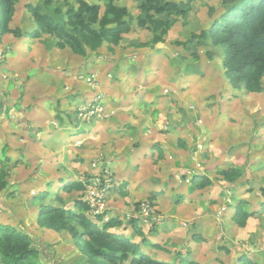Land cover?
Wrapping results in <instances>:
<instances>
[{
	"label": "rangeland",
	"instance_id": "rangeland-1",
	"mask_svg": "<svg viewBox=\"0 0 264 264\" xmlns=\"http://www.w3.org/2000/svg\"><path fill=\"white\" fill-rule=\"evenodd\" d=\"M86 1L98 5L100 17L104 15L107 2ZM170 1H190V8L182 14H158L146 8L143 0H114L116 6L127 9L126 19L131 24V31L125 33L118 44L104 41L98 49L88 50L86 55L77 54L82 61L87 60V55H94L90 59L94 70L75 76L79 83L89 87L87 91L79 89L77 93L81 94L72 95L71 85L59 80L57 72H46L45 66L51 68L59 59L67 63L74 52L69 46L58 47V39L54 35L33 37L36 22L28 6H40L44 13L62 21L67 20L70 10H78L79 3L76 0H16V11L10 23L15 32L6 34L0 42V106H4L3 109L0 107V160L10 158L5 184L0 187V223L15 226L32 237L39 250L36 264H96L82 253L69 229L54 230L40 226L38 212L46 204L73 207L75 201L82 198L83 189L63 190V182L67 184L68 178L79 180L98 174L102 163L111 166L118 185L122 186L124 176L129 178L128 170L136 164L140 173L148 179L146 185L136 181L125 194L114 190L107 198V213L121 217L130 228L133 222L128 215H139L140 202L149 197L147 188L156 183V187L165 190V195L153 202L159 225L153 219H135L143 228L142 235L154 238V242L159 240L169 250L166 252L144 245L147 254L173 260L176 252H192L198 264H237L236 254L244 252L264 264V212L248 220L244 226L237 225L232 219L234 205L239 201L233 199L240 197L247 210L259 209L264 200L257 190H250L247 186V181L258 180L264 187V152L255 154L261 159L256 166L247 163L246 172L236 179L241 183L234 184L224 180L220 170L232 164L227 161L232 160L235 153H213L205 147L201 149L195 141L198 137H192L194 143L188 147L182 139L169 133L170 126L175 125L172 117L176 111L170 112V108L175 109L173 103L191 95L193 98L186 111L189 107L194 110L201 108L202 103L193 95L197 92V96H209L212 101L213 105L207 111L211 110L210 119H215L216 127L221 123L224 131L246 130L248 136L240 142L257 141L259 147L264 148V117L258 114L250 117L248 112L243 122L225 113L223 117V106L245 110L252 107L255 100L248 98L243 87H229L223 66V48L214 45L211 38L201 36L232 3L230 0H159L162 5ZM84 16L89 18L88 13ZM94 27L99 29L98 24ZM67 28L74 33L73 27L68 25ZM32 66H40L43 73L34 77V70L29 68ZM90 75L95 76L91 84L87 80ZM54 81L57 83L56 90L54 96L49 97L51 94L47 89ZM103 81H106L104 88ZM89 93L91 96L86 97ZM97 93L104 95L109 116L84 122L78 117L81 103L74 104V101H88ZM40 96L46 101L51 99L58 103L57 108L53 110L43 102L41 110L37 106ZM125 96L128 100L123 101L124 109L114 105L109 107V99L121 101ZM152 99L154 101H149ZM155 101L156 104H153ZM159 101H162L161 104ZM184 107H177V110L184 113ZM33 108L35 110L31 113ZM124 115L128 124L123 121ZM223 118H226L225 121ZM119 119L129 130L125 132L129 137L119 132L122 126H116ZM30 120H40L38 126L32 125L34 131H27ZM76 129L74 134H70ZM209 129L212 134L215 133L211 127ZM255 130L260 131L255 133ZM23 133H28V137H24ZM48 135L51 136L49 139ZM74 135H81L80 143L76 139L70 140ZM151 141L163 146L164 157H160L157 150L151 153L155 149L149 146ZM212 141L206 138L201 144L206 146ZM141 144L148 147L139 148ZM195 145L197 148H194ZM120 151L126 153L121 154ZM248 154L237 153L235 160L244 163ZM176 162L178 165H175ZM199 170L210 172V178L221 188L206 187L204 191L198 189L196 195H192L184 182ZM153 171L155 173L152 174ZM179 175L181 179H178ZM43 192L50 198L41 200L38 195ZM186 194L189 197L178 204L177 200ZM209 194L217 195L215 206L210 204ZM220 206L221 209H218ZM216 211L220 221L216 219ZM206 214L214 216L213 227H210L214 230L204 235L198 231L205 229ZM71 224L79 230L83 229L78 222ZM118 230L121 229H115L116 232ZM128 233L132 234L133 240L141 242V235L134 233V229ZM196 233L203 236V240H194Z\"/></svg>",
	"mask_w": 264,
	"mask_h": 264
},
{
	"label": "trees",
	"instance_id": "trees-1",
	"mask_svg": "<svg viewBox=\"0 0 264 264\" xmlns=\"http://www.w3.org/2000/svg\"><path fill=\"white\" fill-rule=\"evenodd\" d=\"M76 1L79 3L78 10H70L67 20L62 21L44 13L40 6L29 5L28 10L36 22L33 37H40L42 34L54 35L58 39V47L69 46L74 53L86 55L88 50L98 49L104 41L118 44L123 35L131 31V24L126 19L127 9L116 6L114 0H103L107 2V6L102 17L98 5H92L86 0ZM230 1L232 6L201 36L211 38L214 45L223 48L225 75L233 88L243 87L247 92L264 93V0ZM143 3L146 8L158 14H182L189 10L191 2L170 1L162 5L159 0H143ZM15 11L16 0H0V42L6 34L15 32L10 26ZM85 13H88V19L85 18ZM94 24H98L99 29L95 28ZM68 25L74 28V33L68 30ZM156 148L159 150V156L163 157L161 147L156 145ZM9 160L8 157L0 160V187L5 184ZM220 174L227 182L235 183L236 179L241 177L242 171L229 164ZM65 183L67 184L63 182L61 187L63 190H84L80 180L70 179ZM192 183L191 190L213 184L207 175L193 178ZM115 190L124 193L123 185H119ZM260 192L264 196V187ZM162 193L152 192L148 199L154 202ZM38 197L45 200L50 198V195L43 192L39 193ZM244 203L239 199L237 205H234L232 216L234 223L240 226L246 225L251 217L259 215V211L247 210ZM87 213L88 207L82 199L75 201L73 207L46 204L38 212V224L54 230L69 229L82 253L90 258V262L96 264H198L179 252L174 253L173 260L154 258L147 254L144 245L166 252L168 248L159 240L154 242V238L142 235L143 228L135 219L130 221L133 222L134 233L141 235V242L126 234L125 230L129 225L124 224L121 217L116 216L107 222H100L92 220ZM72 222H78L83 229L79 230L71 224ZM116 228H123V232H116ZM38 253L39 250L29 234L15 226L0 223L1 264H36ZM236 263L261 264L244 253L236 255Z\"/></svg>",
	"mask_w": 264,
	"mask_h": 264
},
{
	"label": "crops",
	"instance_id": "crops-1",
	"mask_svg": "<svg viewBox=\"0 0 264 264\" xmlns=\"http://www.w3.org/2000/svg\"><path fill=\"white\" fill-rule=\"evenodd\" d=\"M91 57H94V55H87L86 56L87 60L82 61L81 57L79 55L71 53L69 62L64 63L63 60H60L58 58L59 60H57L51 68H47L45 66V68H46L45 71L48 72V73H51L50 71L57 72V74L60 77L59 80L67 81L65 83L66 84L69 83L71 85L70 89L73 90V91H71L72 95L81 94L80 92L77 93V91L79 89H85L87 91L88 90L87 88L89 86L86 87L85 85L79 83V81L75 78V76H79V74H85L86 75V74H88V72L94 70V66L92 65V63H90L91 62L90 61ZM29 68L34 70V74H33L34 77L36 75L40 74V72L43 73L42 72V68H40V66H38L36 68L32 66V67H29ZM62 70H66V71L62 72ZM36 71H38L39 73H36ZM39 80H40V78H39ZM104 80H107V79H104ZM102 83H103L102 84L103 85L102 88H104L106 81H103ZM54 84H55V86H54ZM56 84L57 83L54 81V82H52L51 85H49L50 88L48 87V89H47L50 92V94H51L49 97H52V95L54 96V93H55V90H56ZM229 87H232V86L230 85ZM115 88H117V87H115ZM232 89H234V88H232ZM91 90H92V92L94 91L93 88H91ZM103 91H104V89H103ZM90 93H89V95H86V97L91 96ZM196 93H193V95L195 96L197 101L199 99L200 102L202 103L201 108H198L196 110H194L193 107H189L188 110L186 111V106L190 104L189 101L193 98V96H191V95L190 96L189 95H185L183 98H179L175 102H174V100H171L172 102H174L173 105H174L175 109L174 108H170V112H173L175 110L176 113H174V118L172 117V121L175 122V125L170 126V128H169L170 132L169 133L175 135L176 137H178L179 140L182 139L184 142H186V145L188 147H191L192 142L194 143V139L192 140V137H198V140H197V138L195 139V141L197 143V146L199 148H201V149H202V147H205V149H209L213 153L221 152V153L225 154L226 152H229V151H232L235 154L240 153V152L249 153L248 154L249 157L246 160V162H244V163H238L235 160V157H236L235 154L232 156V160H230V161L228 160L227 161V163H232V165H235L236 167L241 169L242 174H244V172H246V170H247V168H246V167H248L247 163L250 166H256V163L261 158H257V156H255V154L256 153H263L264 152V148H260L259 147L260 144H258L257 141L251 142V141L243 140L245 142H240L242 138L246 139V137L248 136V132H246V130H242L241 128H238V129H236V131H232V132L224 131L225 128H221L222 127L221 123L216 127L215 119H213L212 121L210 119V117L212 115L211 110L207 111L208 108L211 105H213L212 101L208 98L209 96H202V95L201 96H197ZM246 95H248V98L251 99L252 101L255 100L253 102L254 103L253 104L254 107L252 106L250 108H247V109H245L246 110L245 111L243 109L242 110H239V109L233 110V109H229V106H223L222 110H221L222 113H223L222 114L223 117H224V113H225V114L229 115L230 118L235 119L238 122H243L244 118L246 117L245 115L247 114L246 112L249 113L248 115L250 117H252L253 114H255V115L258 114L259 117H260V115L262 117H264V93L263 92H247ZM38 100H39V105H37V106L41 110H42V107H41L42 105L41 104H43V102H44V104H49V107L52 108L53 110H55V108H57L58 103L53 102L51 99L50 100L47 99V101H46L43 96H40L38 98ZM80 100H82V99H80ZM127 100H128V96H125V99L121 100V101H118V100L117 101H115V100L113 101L112 99H109L108 100L109 107L114 105V106H117L118 108L121 106V108L124 109V107H123L124 106V102L123 101H127ZM149 101H154V99L149 100ZM76 102L78 104L82 103V101L76 100V101H74V104H76ZM161 102L162 101H159L158 103L161 104ZM153 104H156V101L153 102ZM182 105L185 106L183 108L184 111H185L184 113H181L179 110H177V107L180 108V107H182ZM247 105H250V103H248ZM0 107H2V106H0ZM15 107L16 106H14V109H15ZM3 108H4V106L1 109H3ZM34 110H35L34 108L32 110H30L31 113L34 112ZM9 111L10 112L12 111L11 108L9 109ZM208 116H209V118H208ZM46 117H48V116L46 115ZM52 118H50V119H52ZM30 119H34V118H30ZM223 119H224L223 121H225L226 118H223ZM127 120H128V118L124 115L123 116V121H125L126 124H128ZM205 120H206V122H205ZM30 121H31L30 122V127L27 129V131H34L35 129L33 128L32 125H37L38 126V123H39L40 120H30ZM123 124L124 123L120 120L119 124H117L116 126H121L122 125L121 128H119V132H122L125 136L129 137L125 133V132H127L129 130L127 128H125ZM40 125L41 124H39V126ZM146 125H149V124L147 123ZM210 127H211V130L215 131V133L212 134V132L209 129ZM82 129L85 130L86 128H82ZM75 131H77V129L73 130L72 132H70V134H74ZM258 131H260V130H255L254 132L256 133ZM42 132L43 133H48L47 131H42ZM22 135L24 137H28L29 134L28 133H23ZM35 136L36 135H33V137H35ZM211 136L214 137L215 139L211 138ZM46 137H47V139H49V137H51V136L48 135ZM79 137H81V135H74V137H71L70 140L71 139L79 140L80 139ZM206 138L207 139H209V138L213 139V141L210 144H207L206 146H204L201 143ZM154 143L155 142L151 141L150 144H149V146L155 148L154 151L151 152V153H156V150H157L158 151V155H159V150L156 148V145H158V146L161 147L162 152H163V157H164L165 156V150L163 149V146L161 144H159V143H157V144L156 143L154 144ZM197 146L195 145L194 148H197ZM146 147H148V145L141 144L139 148H146ZM197 150L199 151V149H197ZM120 153L123 154V153H126V152H121L120 151ZM250 153H252V155ZM121 154H119V155H121ZM132 156H133V154H132ZM263 162H264V157H263ZM136 165L132 166V168L128 170L130 172L129 178H127L126 176L123 177L124 180L122 181V185H123L124 194L126 193V190L130 189L131 185L134 184L136 181H138L142 185H146L148 183V179L144 175H142L140 173L139 168H138L139 166H136ZM175 165H178V162H176ZM262 167H264V164L262 165ZM224 168L225 167H223L222 169H224ZM251 172L253 173V175H255V173H256V172L253 171L252 168H251ZM122 173H124V172H122ZM153 173H155V172L153 171L152 174ZM123 175H126V174H123ZM201 175H207V176L210 175L209 178L211 177L210 172H208V173L200 172V170H199V171H196L190 179H188L186 182H184L186 184V186L188 187L187 189L190 192H193L192 195H196L195 191L198 190V189H200L201 191H204L206 189V187L197 188V189H194V190L190 189L191 185L193 184L192 183L193 178L201 176ZM177 177H178V179H181L180 175L177 176ZM70 179L71 178H68V180H70ZM172 179H174V178H172ZM210 179L212 180L213 184L211 186H207V187H210V189H212L213 187L214 188H221L220 185H217V184L214 183L213 178H210ZM254 179H258V178H254ZM68 180H66V181H68ZM79 180L83 183L84 179L81 178ZM239 181L238 182L236 181L234 184L241 183ZM257 181L258 180H254V181L253 180H249V181H247V186H248L249 189L254 187L255 190H257L258 193L262 195V193L260 192L259 189H261L263 186H260L259 182H257ZM166 183H168V182H166ZM166 183H164V184H166ZM180 183H182V182H180ZM153 184H155V185H153V187L147 188L146 194H148V196H149L152 192L161 191L163 193L158 198L163 197L165 195V190L163 188H161V187H158V186L156 187V183H153ZM252 184L259 185L260 187L258 188L257 186H252ZM177 192H178V190H177ZM180 194H182V193H180ZM180 194H178V196ZM188 197H189V194L188 195L186 194L182 198L181 197L179 199L177 198L178 199L177 201H179L178 204H182L186 200L185 198H188ZM208 197H209L208 199H209L210 204L212 206L213 205L215 206L216 204L214 203V201H217V199H218L217 195L209 194ZM239 199H240V197H237V198L233 199V201H236V200H239ZM206 206H207L206 209H208V207H209L208 203L206 204ZM263 206H264V200L260 203L259 209H253V210H249V211H259V215L258 216H261V214L264 212V207ZM218 209H221V206L218 207ZM215 216H216V219L218 221H220V219H219L220 216H219V212L218 211H216V215ZM204 217L206 219V221H205L206 222L205 229L203 231H198V233L199 232L200 233H204V235H205V234H208L209 232H213V230H214L213 228H210V227H213L212 226L213 225L212 221L214 219L213 218L214 216L206 214V215H204ZM251 218H256V217H251ZM119 229H121V230H118V231L123 232V230H122L123 228H119ZM131 229H133V227L130 228L128 226L126 228V230H125L126 234L129 235V236H132V234L128 233V231L131 230ZM193 237H194V240H197V241L203 240V238H204L203 236L201 237L199 234H197V235H195ZM242 253H244V252H242ZM244 254H248V253H244ZM183 255L189 257L191 260H194L193 256H192V252H190V253L187 252V253H184ZM250 257L252 258V256H250ZM254 261H256V260H254ZM257 262H259V261H257ZM259 263H261V262H259Z\"/></svg>",
	"mask_w": 264,
	"mask_h": 264
},
{
	"label": "built area",
	"instance_id": "built-area-1",
	"mask_svg": "<svg viewBox=\"0 0 264 264\" xmlns=\"http://www.w3.org/2000/svg\"><path fill=\"white\" fill-rule=\"evenodd\" d=\"M2 53L0 52V58ZM95 75V74H94ZM87 76V80L93 83L95 76ZM93 85V84H92ZM105 97L101 93H97L95 96L90 98L88 101L82 102L79 108L78 117L84 122H91L93 120L104 119L109 116L106 111ZM80 140L77 141V143ZM84 190L82 201L88 207V213L93 219H98L100 222H107L112 217V214L107 213V198L114 192V190L119 186L116 181L114 172L108 164L103 165L101 171L98 174L88 176L83 180ZM137 216L133 214L128 215V219H139L143 217L144 220L153 219L158 224V218L156 213L155 218V206L153 202L149 199L140 202L139 210Z\"/></svg>",
	"mask_w": 264,
	"mask_h": 264
},
{
	"label": "water",
	"instance_id": "water-1",
	"mask_svg": "<svg viewBox=\"0 0 264 264\" xmlns=\"http://www.w3.org/2000/svg\"><path fill=\"white\" fill-rule=\"evenodd\" d=\"M252 186H257L258 188L260 187L259 185L252 184Z\"/></svg>",
	"mask_w": 264,
	"mask_h": 264
}]
</instances>
